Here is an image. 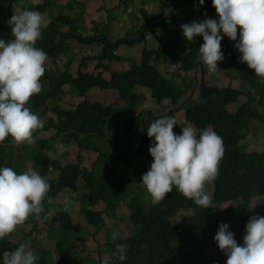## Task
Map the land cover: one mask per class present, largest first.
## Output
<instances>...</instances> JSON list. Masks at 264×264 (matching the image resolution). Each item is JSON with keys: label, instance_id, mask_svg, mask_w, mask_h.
<instances>
[{"label": "trees", "instance_id": "16d2710c", "mask_svg": "<svg viewBox=\"0 0 264 264\" xmlns=\"http://www.w3.org/2000/svg\"><path fill=\"white\" fill-rule=\"evenodd\" d=\"M17 1L0 0V39L5 41L13 39L7 21L15 14L13 6ZM71 1L70 4L73 3ZM163 1L167 4L169 0ZM186 1L194 5L199 4V0L182 2ZM25 2L28 4L25 6L28 10L51 15V19H45L48 22L47 27L36 45L48 55L46 71L41 78V83L45 80L46 85L39 94L30 98L26 106L44 121L45 129H55V132L51 138L39 139L37 144L29 146H16L11 142V137H8L5 142L0 143V167H12L20 173L27 171L28 163L31 162L32 169L47 178L50 184L48 196L54 202L48 204L45 201V211L41 213L40 220L29 217L23 225L17 227L15 232L19 233V238L12 233L0 239V264H3L4 251H12L26 241L31 243L38 256L36 264H103L104 259H109L110 264H226L227 257L214 240L219 225L228 224L229 231L234 233L235 239L242 245L249 218L253 215L264 216V202L252 206L254 197L264 196V145L262 151H249L247 143L241 142L247 138L249 131L258 130L264 134V83L252 87V91L248 93L249 101L241 104L235 114H226L223 111L224 105L228 101L236 100L241 93V89L234 84L235 79H241L244 86L248 82L255 86V82L250 79V72L245 68L248 67L247 64L240 61V53L235 48L239 35L237 41L223 37L221 48L224 59L218 62V71L210 73L216 78H212L211 82H201L199 90L202 102L190 103L185 109L186 118L195 125L198 136L202 130L212 126L222 137L224 155L220 161L219 174L214 181L213 200L215 204L232 200L235 205L219 210L214 204L205 209L173 188L164 200L146 206L135 191L128 196L123 178L116 176L119 175L118 168L121 164H124L126 169L134 168L135 171L142 167V164L130 165L132 155L144 157L146 165H151L153 161L148 151L153 143L147 136L150 123L144 125L141 115L134 114L133 111L138 103L145 100V95L136 93L134 89L140 85L146 87L159 101L169 99L177 103L191 83L186 72L196 69L197 66H200L203 73L209 72L199 53V46L204 43L203 38L198 36L193 41H187L180 27L167 47L160 46L158 50L144 48L141 61L133 63L126 70L115 68L118 65L115 63L124 60L115 55V49L123 41L133 43L143 38L139 36L133 40L106 41L95 67L99 70L98 73L84 72L81 69L83 65L80 66L74 91L85 95L92 87L98 86L102 90L115 89L119 92V98L124 100V105L114 107L86 98L79 102L75 110L69 111L65 123H54L52 118L47 117V111L48 108H54L53 99L60 96V91L56 89L59 86L58 81L51 79L53 76L72 79L69 66L76 60L78 51L72 52L70 39L76 38L87 43L93 36L74 34L76 17L65 13L55 15L59 8L53 0H44L35 6L27 0ZM204 4L203 15L198 21L207 18L218 19L212 0H204ZM165 6L168 5L160 8L162 12L159 15H152L148 19L160 18L161 23L165 22ZM212 13H215L216 18ZM170 19L174 23L178 20L173 16H170ZM146 24L147 20L141 26L145 27ZM66 25L69 26L68 30ZM161 58L166 59L169 64L180 62L178 69L182 71V76L179 72L173 73L175 69L170 78L165 77L157 66ZM63 59L65 69L60 70V62ZM50 60L54 61L51 66ZM56 60L59 62V68ZM103 70L110 71V78L103 75ZM176 73H179V76H176ZM50 80L53 86L51 88L47 86ZM253 92L254 94H250ZM151 114L152 112H149V115ZM173 114L174 111H170L155 115L152 119L154 121ZM116 129L121 132V144L118 147H106ZM39 130L34 133L36 140ZM140 133L144 134L143 138ZM134 137H139V141H131ZM72 139L79 146L78 157L74 163L63 165L60 159L53 160L44 153L45 147L55 148L58 140L70 142ZM90 149L98 151V156L91 159L83 155V150ZM84 159L89 163L84 164ZM53 169L58 171L56 175L53 174ZM137 180L138 186L145 188L142 178ZM70 189L79 191L76 198L80 200V212H83L85 217V226L82 225L85 229L80 237L72 232L76 225L72 220L73 211H64V203L58 199L63 191ZM123 195L129 197L127 205L130 209L128 214H120L121 218H126L124 227L104 229L103 212L107 210L113 217H118L116 208ZM188 209H191L193 214L184 217L182 213ZM52 210L54 215L51 221H48L46 216ZM29 228L31 230L28 232ZM41 228L47 234L43 236L44 246L36 235ZM53 228L56 229L55 232H52ZM114 231L119 233L116 241L111 238ZM66 233L69 234L67 239L59 238L56 242L58 234L59 237H64ZM88 233L93 237L99 235L96 240L98 246L93 251L84 250L89 255L77 251ZM51 241L55 243L56 248L50 244ZM117 243L128 246L127 258L124 261L111 255L115 252ZM36 245L40 247L37 249Z\"/></svg>", "mask_w": 264, "mask_h": 264}, {"label": "clouds", "instance_id": "9594fccd", "mask_svg": "<svg viewBox=\"0 0 264 264\" xmlns=\"http://www.w3.org/2000/svg\"><path fill=\"white\" fill-rule=\"evenodd\" d=\"M124 1L129 3L127 11L133 13V17L120 18L117 27L112 28L109 36L99 33L90 34L93 37L87 43L102 42L104 46L106 41L128 39L127 34L139 19L140 14L145 15L147 21L148 17L159 15L161 7L157 13L152 14L138 0ZM132 1L137 3L136 11L132 7ZM199 4L202 6L204 0H199ZM212 6L216 10L218 19L207 18L178 26L181 27L183 37L187 41H193L198 36L203 38L204 43L199 46L200 58L208 71L213 74L219 69L218 62L224 59L221 48L223 37L237 41L239 35L235 48L240 53V61L248 66L244 67L250 72V79L255 82V86L252 82V85L248 82L245 86L237 87L241 89L236 99L240 107L241 104L249 101L248 93L252 91V87H256L258 83H264V0H212ZM68 8L72 10L73 6L70 5L65 9ZM65 12L62 14L69 15L67 11ZM70 16L76 17L74 34L89 37L79 32L81 17L78 18L75 13ZM165 16L176 28L178 20L174 23L168 19L170 17L167 14ZM121 20L125 21L126 26L120 27ZM155 20L152 21L159 27L160 18ZM7 22L13 39L8 41L0 39V143L11 137V142L16 146L33 145L37 144L39 139L52 137V135L38 137L42 131L47 130L44 127V121L26 106L30 98L39 94L42 87L46 85L45 80L41 83V78L46 71L45 63L48 55L36 45L42 38V32L48 22L42 13L32 10H23L14 14ZM154 26L153 24L151 30L155 34ZM65 28L68 30L69 26L66 25ZM113 30L117 34L123 33L122 31L127 34L117 37L114 36ZM176 31L177 29H175V35ZM159 43L163 47L161 42ZM99 55L95 57L97 61H99ZM82 65V71L86 72L83 69L86 66L84 61L80 66ZM79 67L77 74H74L69 66L72 79L61 76H53L51 79L58 81L59 86L56 89L60 91V96L53 99L55 101L53 110L57 113V120L52 118L54 123H65L68 119L71 110L67 112V116H64L62 113L65 111L58 102L61 96L70 99L71 95H77L74 89L77 87L75 79L78 77ZM98 71L95 69L88 72L98 73ZM103 75L105 76L104 70ZM51 80L47 85L49 88L53 87ZM96 88L100 87H92L85 95H78L90 100L88 94ZM240 98H242L241 101H239ZM175 125H177L175 118L166 116L152 121L147 128V136L153 141L148 149L153 161L150 169L142 175V185L150 194L153 203L164 200L175 188L196 205L205 209L211 208L212 197L205 189L206 185L213 183L214 197V181L219 174L220 161L224 155L222 137L211 127L202 130L199 136L197 130L191 126L181 128V134H176L173 131ZM38 129L40 130L36 140L34 133ZM51 130L55 129L47 131ZM116 137H119L117 140L120 145L122 142L120 130L114 136L115 140ZM134 156L136 155L130 157V165L137 164V161L132 159ZM121 166L125 171L130 169H126L125 165L121 164L118 168L119 175H123L119 170ZM49 191L50 184L47 178L36 170L28 169L17 173L12 167H0V239L14 233L17 227L23 225L29 217L40 220L41 213L45 211V201L48 204L54 202L48 196ZM71 203L70 197L65 195L63 210L68 211ZM118 237L119 233L114 231L112 240L116 241ZM214 240L218 248L226 255V264H264V216L253 215L249 218L242 245L237 242L234 233L229 231V225L226 223L219 225ZM127 250L126 244L117 243L115 252L111 255L124 261L127 258ZM37 259L35 250L24 244L12 251L3 252V264H36ZM103 264H110L109 259H104Z\"/></svg>", "mask_w": 264, "mask_h": 264}, {"label": "rangeland", "instance_id": "374dc122", "mask_svg": "<svg viewBox=\"0 0 264 264\" xmlns=\"http://www.w3.org/2000/svg\"><path fill=\"white\" fill-rule=\"evenodd\" d=\"M29 3L33 4V6L44 2V0H27ZM71 0H53V2L56 4V7L59 8V10L55 11V15L63 13L65 11L68 12L69 15H75L80 16V26L79 32H82L84 35H90L99 33L105 36H109L111 34V30L114 27H117V22L120 18L124 17H133V13H128L127 8L129 6V3L125 2L124 0H72V4L69 3ZM139 2H142L143 5H145L146 9L152 13L155 14L158 12V9L163 5L165 6V11L167 15L173 16L178 19V22L176 24V28L172 23H170L169 20H166L165 22H162L159 27L156 26V23H154V27L156 29V33L154 34L151 28H153V20L149 18L147 21V24L145 27H142V23L146 20L145 15L140 14L139 19L133 24V28L129 30L128 34L125 31H122L123 33L118 32L116 33L115 30H113L114 36L119 37V35L127 34L128 39H136L139 36L143 38V40L140 41H134L133 43H127V42H121V44L118 46V48L115 49V55H118L122 57L124 60L120 61L119 63H115L117 65L115 68H118V70H126L130 68L133 63H139L141 61L142 52L144 48L148 49H156L158 50L160 47V43L162 44L163 48L167 47L174 38L175 35V29L179 28V24H186L190 23L192 21H198L200 17L203 15V11L205 8V4L202 6L200 4L194 5L189 3V1L182 2L183 0H169L167 4H164L163 0H138ZM184 3V5H181ZM176 4V5H173ZM72 5L73 9H65L66 7ZM25 6H28L27 2L25 0H18L17 3L14 5V12L15 14H18L19 12L23 10H28ZM137 3L132 1V7L134 8V11L137 9ZM33 11V9H31ZM84 10V15L81 16L82 11ZM162 12L161 9L159 10V13ZM66 13V12H65ZM45 19H51V15L49 13H42ZM212 16L216 18L215 13H212ZM170 19V18H168ZM126 26V23L124 20L120 21V27ZM68 27V26H67ZM120 30L119 28H117ZM145 36V37H144ZM70 43L72 45V52L78 51V56L76 57V60L72 62L70 65V71L74 74H77L78 67L82 64L84 61L86 66L83 68L85 71H95V66L98 63L97 59L95 58L97 55H99L102 51L103 43H84L82 41H79L76 38L70 39ZM93 57V58H88ZM65 58V57H63ZM49 60V59H48ZM54 61L50 60V66L53 64ZM59 68V62L55 61ZM64 63L65 60L63 59L60 62V69H64ZM46 64L48 62L46 61ZM113 65V64H112ZM157 66L159 70L163 73V75L167 78H170L173 73L179 72L180 75L182 74V71L178 69L180 66V62H175L173 64H169V62L161 58L157 62ZM114 67V65H113ZM176 69V70H175ZM175 70V71H174ZM174 71V72H173ZM171 72H173L171 74ZM179 73H176V76H179ZM190 79L191 83L187 89L186 92H184L179 101L177 103L172 102L169 99L165 100H157L151 95V92L143 86H138L134 89L136 93H143L145 95V100L141 103H138L134 107V114H140L141 115V122L146 125L147 123H150L153 121L152 117L155 115H163L166 113H169L170 111H174V114L171 115L175 118L176 124L173 128V131L176 134H181V128L185 126H191L196 129V127L186 118V112L185 109L190 103H200L202 102V98L200 96V84L201 82H211L212 78H216L213 74L203 73L200 66H197L196 69H193L189 72H186ZM105 76L107 78H110L111 73L110 71H105ZM182 76V75H181ZM241 79L234 80V84L237 87H240L241 85ZM90 100L92 102H98L105 105H111L114 107H121L124 105V100L119 98V92L115 89H108V90H102L100 88H96L94 91L90 92L88 94ZM84 96L81 95H71L70 99L68 97H60V100L58 102L59 106L64 109L65 113H62L64 116H67V112L69 110H75L76 106L79 104V102L84 99ZM242 98L239 99L241 101ZM239 102L236 103V100L228 101L223 108L224 113L226 114H235L238 111L239 108ZM125 111V110H124ZM149 112H152L151 115H149ZM47 117L53 118L55 121L57 120V113L54 112L53 109L48 108L47 111ZM212 128V126H211ZM197 130V129H196ZM55 130L51 131H42L38 137H50ZM118 130L116 129L115 135H117ZM143 138V133H140ZM114 135V136H115ZM114 136H112L108 140V145L106 147H112V146H119V141L117 140L119 137H116V140H114ZM139 137H134L131 141L137 142ZM47 139V138H46ZM242 144L247 143L249 146H247V149L249 151L263 150L264 145V134L261 131L252 130L247 132V138L245 137L242 141ZM52 144V143H51ZM50 144V145H51ZM116 144V145H115ZM56 147L55 148H44V153L49 155L53 160L54 159H60L62 161V164L65 165L67 163H74V161L77 160L78 152H79V146L77 143L72 139L70 142L66 141H56ZM29 146V145H28ZM256 147V148H255ZM66 149V150H65ZM99 154L98 151H95L93 149L90 150H83V155L94 158L97 157ZM133 160L137 161V164H142V167L139 170H134V168H130L128 171L123 170V166L119 169L121 174L123 175H116L119 178H123L124 180V186H125V192L128 194V196H131L132 193L135 191L136 194H139L141 198L143 199V202L146 206H149L153 201L150 196V194L147 192L146 188H140L138 185V180L141 179L142 175L145 174L150 169V164L146 165L144 158L141 156H134L132 158ZM88 164L89 162L84 159V164ZM130 167V166H128ZM28 169H32V163H28ZM27 169V170H28ZM53 174L56 175L58 171L55 169L52 170ZM138 184H137V183ZM206 192L212 197V205L215 204L213 201V183L206 185ZM130 193V194H129ZM79 194V191H63L62 194L58 196V199L64 203V197L65 195H68L72 201L71 205L69 206V211H73L72 213V220L76 224L74 225L73 233H75L76 236H79L83 233L84 229L82 225L85 226L84 221V213L80 212L81 204L80 200L76 198V196ZM135 194V193H134ZM129 197L126 195L122 196V200L119 201L118 206L116 208V213L118 217H113L112 214L109 213V211L105 210L103 212V217L105 220V228L106 227H124L126 218H121L120 214L122 212L129 213L130 209L128 207ZM264 202V196H256L252 200V206H256L258 204H261ZM219 210H222L224 208H227L229 206H234L235 201H228L223 203H217L215 204ZM193 211L191 209L184 210L182 215L189 216L192 215ZM54 215V211H50L46 219L48 221H51L52 217ZM31 224V223H30ZM31 230V228L28 229V232ZM56 229L53 228L52 232H55ZM34 232V231H32ZM61 234V233H59ZM57 235L55 238L56 242L57 239L63 238L67 239L69 234L66 233V236L59 237L60 235ZM37 238L41 240V244L44 246L43 242V236L47 235L46 231L42 228L39 232H37ZM19 238V233L14 232V235ZM32 237V235H31ZM97 236H91L90 233H88V236L84 239V243L82 246H80V250H77L81 253H86V251H93L97 246ZM51 245H54L56 248V245L53 241L50 242ZM24 245L30 246V242H24ZM40 246L36 245V248L38 249ZM32 248V247H31ZM89 255L88 253H86ZM107 256H109V251L107 252Z\"/></svg>", "mask_w": 264, "mask_h": 264}]
</instances>
